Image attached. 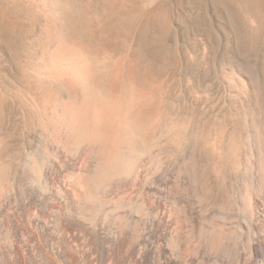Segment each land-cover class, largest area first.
<instances>
[{"label": "bare ground", "instance_id": "6f19581e", "mask_svg": "<svg viewBox=\"0 0 264 264\" xmlns=\"http://www.w3.org/2000/svg\"><path fill=\"white\" fill-rule=\"evenodd\" d=\"M44 13L54 25L22 72L38 91L0 85V105L17 102L39 140L9 178L0 139V264H264V127L194 130L123 79L122 60L99 61L57 11ZM233 80L251 88L243 73ZM169 142L181 161L166 172ZM200 163L226 199L198 191Z\"/></svg>", "mask_w": 264, "mask_h": 264}, {"label": "rangeland", "instance_id": "374dc122", "mask_svg": "<svg viewBox=\"0 0 264 264\" xmlns=\"http://www.w3.org/2000/svg\"><path fill=\"white\" fill-rule=\"evenodd\" d=\"M255 1L0 0V85L5 91H38L25 74L32 52L54 25L44 13L47 6L64 19L59 21L64 28L97 49L99 61L122 60L123 79L150 89L159 100L165 98L163 105L173 118L194 130L212 123L215 126L206 128H226L229 134L244 137L251 118L264 127V0ZM255 62L257 73L249 68ZM239 72L250 79V89L240 91L234 85ZM0 139L1 156L9 164L8 177L13 178L23 155L34 150L39 140L10 98L0 105ZM170 143L159 150L166 172L181 161L179 150ZM197 182L198 191L210 201L226 199L228 190L203 163Z\"/></svg>", "mask_w": 264, "mask_h": 264}, {"label": "water", "instance_id": "95a60500", "mask_svg": "<svg viewBox=\"0 0 264 264\" xmlns=\"http://www.w3.org/2000/svg\"><path fill=\"white\" fill-rule=\"evenodd\" d=\"M242 67V66H241ZM258 67H259V64H258V62H255L251 67H249L250 68V70H252V71H254V72H256L257 73V69H258ZM248 78V77H247ZM249 79V78H248ZM249 81H250V79H249ZM256 81H257V83L259 84L260 83V79H259V77H256Z\"/></svg>", "mask_w": 264, "mask_h": 264}]
</instances>
